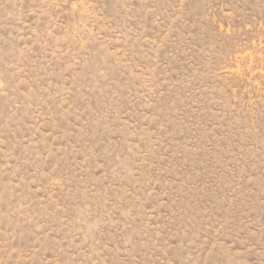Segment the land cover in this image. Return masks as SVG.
I'll return each instance as SVG.
<instances>
[{
  "label": "rangeland",
  "instance_id": "rangeland-1",
  "mask_svg": "<svg viewBox=\"0 0 264 264\" xmlns=\"http://www.w3.org/2000/svg\"><path fill=\"white\" fill-rule=\"evenodd\" d=\"M0 264H264V0H0Z\"/></svg>",
  "mask_w": 264,
  "mask_h": 264
}]
</instances>
